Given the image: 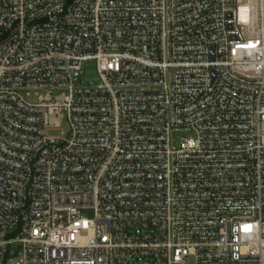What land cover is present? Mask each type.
I'll return each mask as SVG.
<instances>
[{
	"label": "built area",
	"instance_id": "built-area-1",
	"mask_svg": "<svg viewBox=\"0 0 264 264\" xmlns=\"http://www.w3.org/2000/svg\"><path fill=\"white\" fill-rule=\"evenodd\" d=\"M191 261L264 264V0H0V264Z\"/></svg>",
	"mask_w": 264,
	"mask_h": 264
},
{
	"label": "rangeland",
	"instance_id": "rangeland-1",
	"mask_svg": "<svg viewBox=\"0 0 264 264\" xmlns=\"http://www.w3.org/2000/svg\"><path fill=\"white\" fill-rule=\"evenodd\" d=\"M82 81L84 82V85L86 87H91L95 84L98 83V76H97V71H96V64L94 62H88L85 64L84 66V75L82 76ZM24 97L26 98V100H28L29 102H32V100L34 99L32 98H27L24 94ZM62 131L68 132L69 127L68 125L65 123L62 126ZM61 135V131H56V132H51L50 136H60ZM191 135L189 134H177L174 138L173 141V146H178V143L181 139L183 138H190ZM83 216L87 219H92L93 218V212L90 210H85L83 211ZM191 264H194L193 261H191Z\"/></svg>",
	"mask_w": 264,
	"mask_h": 264
}]
</instances>
